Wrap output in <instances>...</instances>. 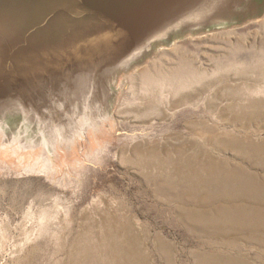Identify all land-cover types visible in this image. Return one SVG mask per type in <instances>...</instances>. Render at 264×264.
<instances>
[{
    "label": "rangeland",
    "instance_id": "374dc122",
    "mask_svg": "<svg viewBox=\"0 0 264 264\" xmlns=\"http://www.w3.org/2000/svg\"><path fill=\"white\" fill-rule=\"evenodd\" d=\"M163 40L119 73L108 102L118 114L125 98L134 101L130 75L157 60L152 87L171 84L169 119L153 111L117 117L113 136L100 131L110 144L105 150H92L89 130L75 147H59L62 155L53 162L64 163L56 177L62 184L40 171L43 158L40 170L30 172L16 155L0 157V264H264V0H242L217 17L201 15ZM165 46L170 54L163 56ZM182 61L186 67L174 73L181 76L170 79V66ZM188 84L194 88L187 91ZM92 100L96 105L88 104L76 125L103 117L101 99ZM5 122L0 141L21 131V138L38 142L17 156L43 153V135L60 140L57 121L13 112ZM21 138L15 137L16 146ZM145 139L168 150L122 152Z\"/></svg>",
    "mask_w": 264,
    "mask_h": 264
},
{
    "label": "bare ground",
    "instance_id": "6f19581e",
    "mask_svg": "<svg viewBox=\"0 0 264 264\" xmlns=\"http://www.w3.org/2000/svg\"><path fill=\"white\" fill-rule=\"evenodd\" d=\"M240 1L242 0H0V130L5 128V115L13 112L22 113L26 118H35L39 122L62 123L59 141L53 139L49 142L45 135L42 136V141L39 142L44 147L43 153L36 155L33 152L17 156L24 146L31 148L32 143H38L35 140L21 138V131H18L16 136L0 141V143L4 142V146L0 149V157L11 160L16 155L19 164L30 172L40 170H37V167L43 158L44 168L40 171L50 176L52 183L55 181L61 183L62 178L59 176L61 179L57 180L56 177L64 163L61 165L54 163L56 156L62 155L57 151L59 147L64 145L66 148L75 147L80 143L81 136L89 130L92 135V150L102 151L110 144L105 143L108 141L102 134L99 135L100 131L105 135L113 136L118 123L117 117L128 118L127 115L133 114L136 118L142 112L144 114L151 112L152 115L153 111L163 120L169 119L172 106V104L170 106L171 84H164L159 91H155L152 87L160 73L161 64L157 60L134 70L130 75L129 90L135 100L125 101V98L124 106H120L117 110L118 114H115L109 108V102L116 93L115 84L117 88L120 86L119 73L129 70L134 61L147 55L156 44L155 41L159 40L163 43V39L170 35L172 28L194 22L201 15L203 18H212L235 10V6L240 4ZM168 54L170 49L166 48L163 56ZM184 62L182 61L180 65ZM179 67L186 66H170V79L181 76L174 74ZM247 68L245 67L244 70L247 71ZM219 71L220 69L217 72ZM255 76L256 74L254 76L252 74V77ZM149 79L152 81L147 85L146 81ZM249 81L250 84L252 81ZM244 83L246 82H243V85ZM256 85L259 87V84ZM189 86L191 84L183 87L188 91ZM176 87L179 88L178 84ZM176 87L173 89L176 90ZM184 88L181 89L185 91ZM261 89L264 91L262 87ZM261 89L259 88L258 91ZM95 97L101 99L100 116L103 117L98 120H85L80 126L76 125L77 115L83 112V109L87 110L88 104L90 106ZM150 102H156V105H148ZM193 103L191 101L192 105ZM92 105L96 103L92 102ZM165 128L170 129V127ZM15 137L21 138L19 146L15 145V142L19 141L15 140ZM135 140H137L136 136L133 141ZM131 144H126L122 152L143 156L144 153L157 148H160V151L168 150V147H158L149 139ZM78 150L76 149V153ZM77 161L81 162V159Z\"/></svg>",
    "mask_w": 264,
    "mask_h": 264
}]
</instances>
